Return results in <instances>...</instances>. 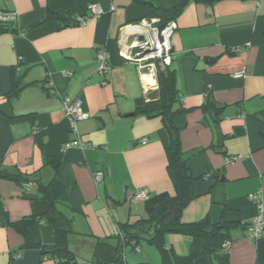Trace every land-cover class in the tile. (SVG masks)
<instances>
[{
	"label": "crops",
	"instance_id": "0c3cea01",
	"mask_svg": "<svg viewBox=\"0 0 264 264\" xmlns=\"http://www.w3.org/2000/svg\"><path fill=\"white\" fill-rule=\"evenodd\" d=\"M90 3L104 12L78 24ZM0 5L15 13L16 28L0 33V168H19L48 182L55 169L44 156L59 160V199L71 209L74 232L68 242L77 264H95L96 238L114 237L121 223L146 217L143 201L129 199L132 191L174 193L168 132L160 117L135 110V100L155 90L156 75L125 57L119 38L123 26L143 17L163 20L155 10L175 6L169 67L175 69L183 111L173 121L197 177L192 182L197 196L183 208L181 221L207 216L230 224L227 264H264V237L250 240L245 228L256 213L248 194L260 191L264 200V0H0ZM54 14L66 20L49 17ZM99 48L110 65L105 74L98 71ZM237 71L243 76L233 77ZM14 85L21 88L9 95ZM207 95L218 114L202 108ZM64 96L79 99L88 114L77 123L78 135L63 112ZM23 114L27 117L15 118ZM76 137L83 147L64 146ZM48 205L34 182L23 189L0 178V264H56L38 248L22 247L23 237L11 224L45 214ZM27 232L35 243L54 242L46 220ZM141 242L126 246L132 250L124 254L126 264H179L165 260L155 244ZM164 242L173 257L193 252L198 254L191 264H218L216 256L200 254L199 237L167 233Z\"/></svg>",
	"mask_w": 264,
	"mask_h": 264
},
{
	"label": "trees",
	"instance_id": "16d2710c",
	"mask_svg": "<svg viewBox=\"0 0 264 264\" xmlns=\"http://www.w3.org/2000/svg\"><path fill=\"white\" fill-rule=\"evenodd\" d=\"M3 7V6H2ZM179 6L166 10H155V14L165 15L162 23L176 15ZM49 17L66 20L64 15L54 14ZM12 20L0 19V33L13 31ZM175 69L169 66L157 67L156 88L147 98L139 97L135 100V110L146 117H160L163 126L168 132L169 143L165 146L167 157V171L171 177L174 186V193L161 191L150 194L143 201L146 217L139 218L133 223H121L119 233L112 237L96 238L93 245L92 262L95 264H126L124 260V248L127 245L137 246L141 241H147L155 244L162 249L166 259H175L179 264H191L198 253H189L187 255H176L173 257L169 249H165L164 236L167 233H180L193 237H199L203 241L200 254L216 256L218 264H227L226 250L222 248V243L228 237L225 235L230 224L219 221L212 222L207 216L193 222L181 221V212L183 208L197 195L192 190V182L197 179L190 172L188 158L184 156L181 148L179 127L175 125L173 118L176 114L183 111L179 106V89L177 87ZM21 87L14 85L9 95L17 94ZM222 107V106H220ZM204 110L213 109L218 114L220 108L208 97L202 104ZM15 117V116H14ZM27 117V115H18L15 118ZM223 151L222 149H218ZM44 163L53 166L54 176L48 181L43 182L40 179H31L32 173H25L19 168L15 171H7L0 168V178H6L19 184L21 187H29L34 182L37 192L41 199L48 202V209L45 214L36 216H25L17 221L11 222L15 229L22 235V247H36L43 256L52 257L56 264H77V256L69 246V235L73 233L71 209L62 201L59 196L63 186L57 177L59 160L51 155L44 156ZM203 178V176H200ZM29 183V186H25ZM46 214L49 215L45 218ZM46 220L51 225L54 235V242L48 245H42L33 242L27 232L29 226L38 224Z\"/></svg>",
	"mask_w": 264,
	"mask_h": 264
},
{
	"label": "built area",
	"instance_id": "2783aa9c",
	"mask_svg": "<svg viewBox=\"0 0 264 264\" xmlns=\"http://www.w3.org/2000/svg\"><path fill=\"white\" fill-rule=\"evenodd\" d=\"M114 7L112 6L111 9ZM104 10L97 3H90L86 6V13L77 18L80 25L85 24L91 18L100 16ZM0 19L12 20L15 19V13L11 10L4 9L0 5ZM175 28L173 19H169L162 23L158 16L143 17L139 20L123 26L120 32V43L124 46L123 55L132 60L145 73L156 75L157 67L169 66L172 62L170 38ZM142 35L141 42L136 41V36ZM231 52H238L239 48H233ZM96 60L98 61V71L100 74H105L110 70V65L107 62V55L104 49L99 48L96 52ZM233 77L240 78L243 76L242 71H237L232 74ZM106 81L103 80L102 83ZM63 112L69 120L72 130L78 135L77 123L88 116L82 109L79 99H71L67 96L63 97ZM146 138L140 140L145 143ZM84 143L79 138L65 142V147H83ZM101 170L95 172V179L98 181L102 178ZM25 186H29L26 183ZM150 193L145 187H139L129 194L131 201H144L149 197ZM249 200L255 206L256 213L248 221L245 222L246 236L250 240H258L264 237V200L260 191H253L248 194ZM231 240L226 239L222 243V248L228 250L231 247ZM17 256V255H15ZM116 264V263H113Z\"/></svg>",
	"mask_w": 264,
	"mask_h": 264
},
{
	"label": "rangeland",
	"instance_id": "374dc122",
	"mask_svg": "<svg viewBox=\"0 0 264 264\" xmlns=\"http://www.w3.org/2000/svg\"><path fill=\"white\" fill-rule=\"evenodd\" d=\"M141 243H143V242H141ZM130 251H132L131 249H130V247L128 246V247H126L125 248V250H124V254H127L128 252H130ZM134 254H137V253H134ZM150 264H160L159 262H151ZM162 264V263H161Z\"/></svg>",
	"mask_w": 264,
	"mask_h": 264
},
{
	"label": "water",
	"instance_id": "95a60500",
	"mask_svg": "<svg viewBox=\"0 0 264 264\" xmlns=\"http://www.w3.org/2000/svg\"><path fill=\"white\" fill-rule=\"evenodd\" d=\"M135 40L138 41V42H141L143 40V36L142 35H137Z\"/></svg>",
	"mask_w": 264,
	"mask_h": 264
}]
</instances>
